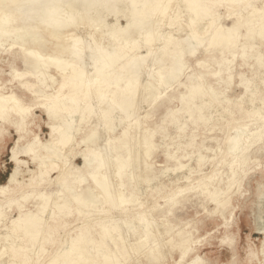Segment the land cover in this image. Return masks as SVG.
<instances>
[{
    "label": "bare ground",
    "instance_id": "1",
    "mask_svg": "<svg viewBox=\"0 0 264 264\" xmlns=\"http://www.w3.org/2000/svg\"><path fill=\"white\" fill-rule=\"evenodd\" d=\"M36 1L0 0V44L9 40L12 41L15 38L27 42L25 37L31 34L33 27L28 23V26L23 24V22L26 23L23 19L29 15L28 11L31 12V10H24L28 15L24 12L25 15H21V13H17V7L19 8V5L26 2L35 5L34 3L37 4ZM42 1L44 3L45 0ZM54 1L56 2V0L46 1L53 6L54 4L56 5L48 16L45 15L48 18H45L42 27V31L55 41L52 46L46 44V48L48 47L54 53L51 54L50 51L46 53L40 52V45H45L40 43L41 40L36 37L33 42L36 44L34 46L36 49L31 52L23 49L15 52L14 58H22L25 65L24 70L18 69L14 62L7 63L9 65L13 64L12 68H14V71L11 73L16 78L15 80L19 82L16 87L14 86L16 90L27 89L32 91L36 85L35 82H40L41 87H45V91L42 90L43 92L41 91L40 93L33 92V94L39 102L37 103L39 104L38 106H42L48 116V124L52 129L50 134L51 141L43 143L35 136L26 145L20 147V142L25 140L26 136L31 133L32 112L37 104L28 105L23 103L14 89L11 90L9 95L3 94L8 84L5 82L0 83V121L2 120L4 123L7 122L14 126L19 135V139L11 152V159L16 162L17 166L9 180L4 185H0V264H35L38 251H48V244L57 245L53 253L61 257L59 261L48 264H124L123 261L129 259L130 255L128 254L129 245L127 247L122 242L125 234L123 228L127 229L128 234H140V237L134 239V242L131 243L129 241L131 244L126 242L130 244V248L134 249L135 252L143 254L145 261L157 264L161 261L163 262L158 256L161 250L151 247L153 240L158 239L159 241H164V243L168 242L177 249L181 244L186 243L189 237L185 235L179 236L177 232L172 233L173 230L161 232V227L169 228L166 225L167 222L154 226L155 223L153 221L146 220V218H151L150 214H148V217L145 216L146 212H134L132 210L140 199L135 198L132 194L128 195L123 189L127 184H131L133 179V186L135 187L137 186L135 184H139V181L152 183L150 176L141 172L140 177L135 176V174H130L132 177L130 175L121 176L122 178H120L117 186L119 192L113 198L106 195L109 189V180L104 179V170L107 166L105 164L106 156L113 155V158H116L114 160L116 161V173H122L140 159L136 152L137 149L134 150L132 148L133 142L135 144L137 142L140 143V141H137V137L143 138V143H137V145L143 146L144 153H149L154 149V147L146 145L151 140L150 138L154 136L153 131L149 132L144 129L145 133L143 135L134 133L126 135L124 140L118 138L112 140L109 151L103 152V154L105 153L104 155L97 153V149H87L83 154L84 164L78 168H69L67 163L60 167L54 163H46L48 157L53 153L48 148L53 149L56 145L65 146L74 137L72 134L75 132L73 130L71 134L72 129L77 132L85 130L86 133L88 120L94 119L93 117L96 114L99 117L101 115L103 118H108L117 106H122L123 111L127 113L130 106L136 104L137 98L150 99V106L156 104L160 100V88L165 85V91L168 90L172 83L180 77V72L186 66V59L196 56L198 49L205 46V50H207L205 59H214L221 69V75H207L206 77L214 80L210 83L206 77L198 74H189L187 75V81L180 84L182 90L175 94L187 95L182 111L189 113L190 119L194 124L208 122L210 115L208 116L205 111L212 107H222L224 111H228L229 117L226 128L230 131L231 128L229 127L233 125L234 128H232L236 129L235 134L228 133L229 135L221 148L213 146L206 149H197V146L195 148L196 152L199 153L202 150L214 153L212 157L204 155V157L198 158L199 166H202L204 160L209 159L216 162L215 167L227 165L229 173L219 179L214 178L212 175L208 179L211 183L209 185L204 183L195 192V195L204 198L202 206L206 204L205 199L207 198L213 202L215 205L214 212L233 205L234 200L240 197L237 195L242 181L247 175L248 167L250 164L258 162L259 153L264 151V122L260 124L257 122L255 124L256 127L252 129H248L249 124L240 125L242 121L264 112V78L259 85L254 81L255 78L264 76V72L256 68V70L252 71L251 78L246 77L245 74L241 81V87L244 88L245 92L239 94L232 102L226 96L231 91L230 84L234 73L232 65L237 57L236 54H233L234 51H239L238 57L244 61L252 58L258 67L264 64V51L258 50V45L261 42L264 43V0H126V27L114 26L109 38L107 37V40L102 41L101 34H99L98 39L96 38V34L98 35L94 28L96 25H90V29L95 32L93 35L87 31V36L90 35L88 41L95 45V49L91 60L83 56V60H90L89 68L83 66L87 62H82L78 51L84 48L83 43L85 42L81 44L77 41L75 32L79 29L78 16L76 14H65L68 8L66 7L64 11V8H62L64 5L61 7L59 3L66 2V0H59L58 3H53ZM117 1L119 2V0L105 1L110 4L112 9H109L110 12L118 9L119 4L115 6ZM33 5L29 7H35ZM39 5L36 6L39 7ZM219 6L225 7L222 13L219 12ZM48 7L52 9L50 4ZM27 8L25 6V9ZM44 10L46 12L47 8H44ZM44 10L40 8V13L44 12ZM32 13L34 12L32 11ZM95 14L97 15V13ZM185 16H190L188 25H190L191 30L187 35L179 36L176 34L177 27L183 25L181 22ZM40 18L42 19V17ZM89 21L91 20L87 16L84 23H89ZM227 21H232L231 25L226 24ZM161 24H165V27L169 24V28L168 30L166 29L167 33L159 35ZM114 25L116 24L114 23ZM36 26L38 27V25ZM101 26L103 25L101 24ZM57 27L66 28V33H64L66 35L64 41L61 40L62 42H59V39L62 38L59 37L56 30L52 29ZM71 27L73 29H70ZM20 31L23 34L18 36ZM34 34L32 35L34 36ZM96 40L101 41L97 42ZM157 43H160V46L154 49V45ZM2 48V45H0V54L8 51L6 48ZM141 48H145L148 51V54L144 57L138 56ZM129 55H131L129 60L123 62ZM100 61H102L101 65ZM150 62L151 65L148 64V67H144ZM141 69H145L149 77L148 80L147 77L146 80L141 79ZM2 72L3 68H0V81ZM87 75H91L92 79L89 84H84L82 80ZM113 75L117 76L118 81L124 80L123 85L111 83L109 77ZM27 76H32L34 81L25 80ZM57 77H61V82L57 88H54L57 84ZM150 80H153L152 84H150ZM50 81L52 85H48ZM126 95H129L128 99L122 102L121 99H124ZM116 96L119 98L118 101L115 99ZM95 97L99 98L102 103L99 113L93 109ZM203 98L209 100L197 104V101L203 100ZM244 99L249 103L251 102L253 107H242L241 104L244 103ZM255 104H259V106H255ZM72 115L73 117L79 116L75 120L77 122L74 126L66 123V120ZM173 116L174 114L171 117L173 118ZM222 116L224 117V115ZM175 122L176 120L173 118L171 123ZM141 124L142 122L139 121L137 125L140 126ZM111 125L112 120L107 119L103 126L105 129H110ZM94 129L96 127L89 129V136L85 138V142L94 141ZM138 135H141V137ZM0 137H2L1 127ZM135 144L134 146H136ZM140 146L136 147H139L140 150ZM187 147H194V139L187 144ZM117 151L123 153L119 162H117L118 156L115 155ZM217 151L220 153L221 158L216 161L218 157ZM133 152L137 156L130 158ZM22 153L32 156V160L37 162V169L30 172V178L27 181L19 180V176L23 174L21 171V164L23 163L18 161V156ZM140 155L142 158V154ZM166 156L168 158L173 157L171 153H167ZM182 158L183 156L176 158L179 168L183 167L180 162ZM55 170H59L56 179L60 189L52 193L43 192V188L51 186L49 175ZM190 172H193V169H190ZM108 173L109 171L106 174ZM185 179L189 180L190 178L186 177ZM102 180L103 183L101 184ZM28 186L30 189L27 188ZM233 187L238 188V190L233 191ZM180 192H182L181 189L173 192L169 200H172ZM33 196L34 205L33 208L29 209L26 204L30 202ZM53 197H56V199L54 200ZM118 198H120L121 203L115 207L114 202ZM189 200L190 196H186L178 200L176 204H186ZM77 202L85 203L88 210L79 216L80 225L77 228L78 232L71 240L67 238L69 241L67 246L64 247V241L62 240L66 238H58V227L70 225L68 223L65 224L62 220L73 216V214L72 212H64L66 210L69 211L73 204ZM143 206L147 207L146 204ZM157 206L156 210L158 209ZM140 207L142 208L141 205ZM48 209H50L49 212ZM15 210L19 213L17 217L12 215ZM168 211L173 210L170 209ZM115 214L118 216H115ZM158 214L155 211V216H152V219H157L156 216ZM164 246H167L166 243ZM25 247L27 248L24 249ZM94 251L100 257L104 255V258L100 259L97 258V255H92ZM137 253L135 254L137 255ZM64 254L65 256H63ZM186 256L187 249L182 250L179 254V260L175 261L174 264L183 263ZM195 264H200L199 260Z\"/></svg>",
    "mask_w": 264,
    "mask_h": 264
},
{
    "label": "rangeland",
    "instance_id": "2",
    "mask_svg": "<svg viewBox=\"0 0 264 264\" xmlns=\"http://www.w3.org/2000/svg\"><path fill=\"white\" fill-rule=\"evenodd\" d=\"M39 1L40 0H37L36 1L37 4L34 3L35 5L26 2V3H22L23 5L22 4L19 5V8L17 7V13H21V15H25V14L28 15L29 13L30 15V16L28 15L26 18L23 19L26 22L24 23L22 21L23 24H26V26H28L29 24L31 25V27H33V29H35V30L32 29L31 34L25 37L26 38L25 41L27 42H23L21 39L15 38L12 39V41L9 40L5 43L3 42L2 44H0L2 45L3 48H6L8 50L7 52L0 54V56H2L0 57V68H3V72L1 74L2 78L0 83L2 84V82H5L8 84V86L3 91V94L9 95L11 90L14 89V91L17 93L18 97H20L23 103H26L28 105L39 103L38 100L35 99L33 92L40 93L42 90L45 91L44 89L45 87L42 88L40 82H35L36 85L35 87H33L32 91L27 89L16 90L15 87L18 85L19 82L18 80H15L16 78L11 73L12 71H14V68H12L13 64L9 65L7 63L14 62L16 63L18 69L24 70L25 65L23 64L22 58L21 57L14 58V55L16 54L15 52H19L20 49L29 52L36 49L34 47L36 44L33 43L36 37L42 41V42L40 41V43L45 45V46L40 45L41 48L39 50L40 52L46 53L47 51H50L51 54L54 53L52 50H49L48 47L46 48V44L52 46V44L53 45L55 44V41H53L50 38V36H48L47 33H44V31H42L43 30L42 27L45 18L46 19L48 18L45 17V15L48 16L51 13L50 11L53 10V7H55L56 4H54L53 6L51 3H48L53 0L51 1L48 0V2H46L47 0H45L44 1L45 5H43L44 3L42 0H41L42 2ZM58 1L59 0H56V2L54 1L53 3H58ZM68 1L69 3H67ZM90 1L92 0L89 1L66 0V2L63 1L62 3L61 2L59 3L61 7L64 5L62 7L64 8V11L66 7L68 8V11L66 9L65 14H76V16H78L79 29H77V31L74 32L76 33L77 41H79V43L82 44L85 41L83 43L84 48H81L78 51L80 53V57L82 58V62L83 61L87 62L85 63L86 65L85 64L83 65L86 68L90 67V65L88 66V64H90L89 61L91 60L92 53L95 49L94 48L95 45L93 43L92 44L89 43L88 41L90 39L89 37L90 35L87 36L88 34L87 31L89 32V34L91 32L93 35L95 32L92 29H90V25L91 24L96 25L94 27L97 31L96 33H98V35L96 34V38L98 39L100 36L99 34H101L102 41L107 40L109 38V36L112 33V30L114 29L113 28L114 26L126 27L127 25L126 22L127 20L125 17L126 0H119V2L117 1V4L115 6L119 4L118 9L116 11H111V12L110 10L112 9L110 7V4L105 2L107 0L105 1L93 0L92 2ZM83 2L85 3L83 4ZM49 4L52 6V9L51 7H48ZM32 5L35 7H29ZM36 5H39V7L42 10H44V8H47V11L45 12L44 10V12L42 11L40 13V8ZM25 6L26 8L27 7L28 8L25 9ZM37 7L39 10L37 9ZM29 9L31 10V12L28 11L27 13L26 11H24ZM34 9L36 10L34 11ZM218 9L219 12L222 13L225 10V7L219 6ZM32 11L36 15L32 13ZM95 13H97V15ZM87 16L91 21H89V23L87 22L86 25L84 22L86 21ZM40 17H42V19ZM99 17H101L102 20ZM189 18L190 16L189 17L185 16L182 19L181 23L183 25L179 24L180 26L177 27L178 29L176 28L177 35L185 36L191 30L190 25H188ZM29 19H31L30 21L32 23L28 21ZM38 19L43 20V22H41V20L39 21ZM34 22L36 25H38V27L34 24ZM107 22L111 24H108ZM113 22L116 25H114ZM231 22L232 21H227L226 24L231 25ZM101 24L103 26H101ZM167 25L165 27V24H161L159 35L168 32L167 30L169 28V24ZM52 29H55L59 37L62 38L59 39V42L61 40L64 41L66 35L64 33H66V28L57 27ZM70 29H73V27H71ZM62 30H64L65 32ZM22 34H23L22 31H20L18 33V36H21ZM32 34H34V36ZM159 46L160 43L155 44L154 49L159 48ZM205 49H206L205 46L200 47L198 49V53L196 56L189 57L186 59L187 61L185 62L186 66L183 68V70L181 69L182 71L180 70L181 71L180 77L172 83V85L168 90L165 91V87H164L165 85H163L160 88L159 93L161 94L158 93L160 96V100H158L156 104L150 106L151 103L150 99L137 98L136 104L130 106L127 113L123 111L122 106L120 107L117 106L115 111L111 115H109L108 118H103L101 115L99 117V115L96 114V116L93 117L94 119L91 118L92 120L91 119L88 120L87 122L88 127L86 129V133L85 130L82 132H77L75 129H72L71 134L74 130L75 133L72 134L74 137H72L71 141H69L65 146L56 145V147H54L53 149L48 148L53 153L48 157L46 163H54L56 166L59 165V167L64 166V163H67L69 165V168L82 167L84 164L83 154L87 149H91V150L97 149V153L104 155L106 151H109L112 145L111 144L112 140H115L117 138L124 140L126 135L134 134V133L143 135V133H145L144 129L148 130L149 132L153 131L154 136L150 138L151 140L148 141L146 145L154 147V149L149 153H144L143 146L137 145L138 142L136 144L135 142H133L132 148L134 150L137 149L136 152L140 159L138 158L139 160H137L127 170H124L122 172L123 175L122 173L119 174L116 173L115 170L116 161H114L116 160V158L115 157L113 158V155L109 157L106 156L107 158H105V164L107 166L104 170L105 173L104 179L109 180L108 182L109 189L106 195L108 197L113 198L116 195V193L118 194L119 192L117 186L120 178H122L121 176L135 174V176L140 177V172L146 173L148 176H150L151 178L150 181H153L152 183L139 181V184H135L137 185L135 187L133 186L134 185L133 182L134 179H133L131 184L130 183L127 184L123 189L128 195L132 194L133 196H135V198L140 199L138 204L135 205V207L132 210L134 212H140V211L146 212L145 216H148V214H150L149 216H151V218H146V220L148 219L150 222L153 221L155 225L154 224L152 225L154 226H156V224L161 225L162 223L167 222L166 225L169 226V228L161 227L160 228L161 232H165L166 230H171V231L173 230L172 233L177 232L179 236L185 235L189 237V240L186 243L181 244L177 249H175L174 246L168 242H165L167 246H164L165 244L164 241H159L158 239H156L155 241L153 240L151 247L157 249L159 248L161 250L158 256L159 258H161V260H163V262L161 261L158 264H174L175 261L179 260L180 252L185 249H187V256L184 262L181 264H195V262H197L198 260L200 264H264V151H262V153H259L258 162H254L250 164V166L248 167L247 175L242 181V185L237 195L238 197L239 196L240 197L239 199L234 200L233 205L227 208H223L217 212H214L215 205L213 202L209 201V199L207 198L205 199L206 204L202 206V201H204V198L202 196L195 195V192L199 189L200 186H202L204 183L208 185L211 183V181L208 179L212 175L214 176V178L219 179L221 177L227 176V174L229 173V167L227 165H220V167L219 166L215 167L216 162H213L209 159L204 160L202 162V166H199L198 158L204 157V155L212 157L214 153L206 150H202L199 153L196 152L197 150L195 147L197 146V149L198 148L206 149L211 146L221 148L222 144L225 142L226 138L229 135L228 133L234 135L236 131V129L235 130L233 129L234 128L233 125L229 127L231 128L230 131L228 128H226L227 127L226 123L228 121L229 113L228 111H224L222 107L215 106L210 108L211 110L208 109L205 111V113L208 116L210 115L209 116L210 120L208 122H200L198 124L192 123L189 113L182 111L185 100L187 99V95L175 94L178 91L182 90L180 84H183L187 81V75L189 74H195V75L198 74L199 76L202 77H206L207 75H211V74H215L218 76L221 75V69L219 65L215 62V60L205 59L206 57L205 52L207 51ZM258 50L264 51V43L261 42V44L258 45ZM147 54L148 51L145 48H141L138 52V56H142V57L146 56ZM233 54H236L237 57L235 63L232 65V67L234 68V73L232 77V82L230 84L231 91L229 92L230 94L226 96L230 102L235 100V98L238 97L239 94L245 92L244 88L241 87V81L245 76V74L246 77L251 78V73L253 70H256V68L259 71L261 70L264 72L263 69L264 64L263 66L258 67V65H256L255 60L252 58L247 59L246 61L239 58L238 57L239 51H234ZM83 56L84 58L86 59L88 58L90 60L88 61L85 59L83 60ZM130 56L131 55L127 56L123 62L129 60ZM101 62L102 61H100V65ZM148 64L151 65V62L147 63L144 67H148L149 66ZM141 70H142L140 72L141 79L146 80L147 77L148 80L149 77L146 74L145 69H141ZM109 78L111 83H116V84L119 83L122 85L124 83V80L118 81L116 75H113ZM263 78L264 76L262 75L259 78L257 77V79L255 78L254 81L257 85H259V83ZM56 79H57L56 80L57 84L55 85L54 88H57L58 84L61 82V77H57ZM91 79H92L91 75L90 76L87 75L83 78L82 81L84 84H89L91 82ZM206 79L210 83L213 80L211 78L209 79V77H206ZM11 80L12 82H10ZM25 80L29 82L34 81L32 76H27ZM150 82H151L150 84H152L153 80H150ZM48 85H52L51 81L48 82ZM128 97L129 95L124 96V99H121V101L125 102L126 99H128ZM115 99L116 101L119 100L117 96ZM206 100L209 99L203 98V100L197 101V104H200ZM93 102H94L93 105L94 111L98 112L99 110H101L102 103L100 99L95 97ZM38 105L39 104H37V106L33 108V112H32L33 122L30 125L31 133L28 136H26L25 140L20 142V147L22 145H26V143L35 136H37L39 140L42 141L43 143L52 140V138L50 137L52 129L48 124L49 123L48 116L45 113L42 106L39 107ZM241 105L244 108L253 107L252 103L251 102L249 103L246 99H244V103H242ZM255 106H259V104H255ZM173 114H174L173 118L176 120L175 123H171L173 119L171 116ZM222 115H224V117ZM97 116L101 119H99ZM77 117L79 116L73 117L72 115L68 120H66V123L70 124L71 126H74V124L77 122V121L75 122V120H77ZM14 118L16 117L14 116ZM107 119L112 120V125L110 129H105L103 126L105 124V120ZM138 119L139 121L142 122L140 126L137 125L139 123ZM257 122L258 124L264 122V112L254 116L253 118H249L247 120L242 121L240 125L243 126L249 124L248 129H252L256 127L255 124H257ZM0 127L2 129V137H0V185H4L9 180V178L11 177L12 173L14 172L17 166L16 162H14L11 159L12 157L11 152L17 140L19 139V135L17 133L16 128L7 122L4 123L1 120ZM95 127L96 129H94L93 131L94 141L90 140L88 143L85 142L86 140L85 138L89 136V129ZM138 136L141 137V135ZM108 138H110V140H108ZM192 139H194V147L188 148L187 144ZM142 140H143L142 137L141 138L137 137V141H140V143L138 144H142L143 143ZM134 144L136 146H140L141 151L139 150V147L134 146ZM57 151L60 153H58ZM103 152L105 153L103 154ZM167 153H171L173 157L168 158L166 156ZM217 153H218L217 154L218 157L216 158V161L221 158V155H219L220 153L218 151ZM140 154H142V158ZM115 155L118 156L117 162H119L123 153L117 151ZM134 156L137 155H135L133 152L132 155H130V158ZM182 156L183 158L180 160V162L182 163L183 167L179 168L176 158L177 157L181 158ZM18 161L23 163L21 164V171L23 174L19 176V180L27 181L30 178V172L35 171L37 169V164H36L37 162H34L32 160V156L23 153L18 156ZM108 164L111 166L109 167ZM190 169H193V172H190ZM108 171L110 174L109 173L106 174ZM58 172L59 170L58 171L55 170L51 172V174L49 175L51 186H46L47 188H43L42 189L43 192L52 193V192H57L58 189H60V187L57 185L58 181L56 179L59 174ZM132 175L130 176L132 177ZM186 177H189L190 179L186 180L185 179ZM102 183L103 180L101 181V184ZM27 188L30 189L29 186ZM29 189L27 190L29 191ZM178 189L179 190L181 189L182 192H180L178 195L173 197L172 200H169V197L173 195V192H176ZM234 190L237 191L238 188L233 187V191ZM186 196H190V200L186 202V204L184 203L176 204L178 200H181ZM53 199L55 200L56 197H53ZM114 203H115L114 204L115 207L120 205L121 203L120 198L116 199ZM145 204L147 205V207L143 206ZM155 204L158 205L157 210ZM33 205H34V196L33 198H31L30 202L26 204V207L31 209L33 208ZM140 205L142 206V208L140 207ZM170 209H172L173 211H168ZM87 210L88 208L86 207L85 203L77 202L73 204L72 208L69 211L66 210L64 212V213L72 212L73 214V216L66 217L64 218V220H62L63 222H65V224L66 223L70 224L69 226H65L64 224H61L65 227L62 226L58 227V233H57L58 238H63V237L66 238L65 240H62L64 241L63 243L64 247H66L68 244L69 240L67 238H70L71 240L77 234L78 232L77 228L80 225L78 218L80 215H82V213H84ZM49 211L50 209H48V212ZM155 211H157L159 214L158 216H156L157 219L156 218L152 219V216H155ZM18 214L19 213L15 210V212L12 215L17 217ZM115 216L118 215L115 214ZM126 230H127L126 228H123V232L125 234L123 238L124 240H122V242L125 243L127 247L129 245L128 254L130 255V257L129 259L123 261L124 264H138V263L157 264V263H150L148 261H145L144 260L145 257L143 256V254L142 255L140 253L138 254L137 252L134 251V249L130 248L131 247L130 244L134 242V239L140 237V234H132V233L128 234ZM229 238L231 241L229 240ZM126 241L127 242L130 241L131 243L129 242L130 244H127ZM56 247L57 245L52 246L48 244L47 245L48 251H44V250L41 252L38 251L39 253L37 252L38 257L36 258L35 264H48L50 262L59 261L61 257L53 253ZM26 248L27 247H25L24 249ZM134 252L137 253V255ZM92 255H97V258L100 259L104 258V255L103 257H100V255L97 252L95 253V251ZM63 256H65V254Z\"/></svg>",
    "mask_w": 264,
    "mask_h": 264
}]
</instances>
